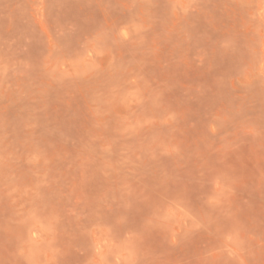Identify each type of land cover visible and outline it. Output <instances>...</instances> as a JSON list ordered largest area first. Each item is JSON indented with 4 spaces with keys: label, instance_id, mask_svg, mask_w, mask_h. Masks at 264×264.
<instances>
[{
    "label": "rangeland",
    "instance_id": "374dc122",
    "mask_svg": "<svg viewBox=\"0 0 264 264\" xmlns=\"http://www.w3.org/2000/svg\"><path fill=\"white\" fill-rule=\"evenodd\" d=\"M0 264H264V0H0Z\"/></svg>",
    "mask_w": 264,
    "mask_h": 264
}]
</instances>
